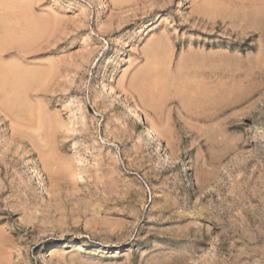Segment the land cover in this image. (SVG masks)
Returning a JSON list of instances; mask_svg holds the SVG:
<instances>
[{
	"label": "rangeland",
	"instance_id": "374dc122",
	"mask_svg": "<svg viewBox=\"0 0 264 264\" xmlns=\"http://www.w3.org/2000/svg\"><path fill=\"white\" fill-rule=\"evenodd\" d=\"M2 70L0 264H264V0H0Z\"/></svg>",
	"mask_w": 264,
	"mask_h": 264
},
{
	"label": "bare ground",
	"instance_id": "6f19581e",
	"mask_svg": "<svg viewBox=\"0 0 264 264\" xmlns=\"http://www.w3.org/2000/svg\"><path fill=\"white\" fill-rule=\"evenodd\" d=\"M5 18V17H4ZM17 30V29H16ZM126 45H127V43H126ZM125 45V46H126ZM129 48V47H128ZM4 66V65H3ZM10 72L9 71H7V72H5V71H3L2 70V72L0 73V86L2 87V88H9V84H10ZM13 81V80H12ZM99 83L101 84V85H105V81H104V78L102 77L101 79H100V81H99ZM11 97V96H10ZM10 106H11V104H10ZM11 107H13V106H11ZM10 108V107H9ZM10 110H11V108H10ZM133 113H134V115L136 116V118H137V120L138 121H140L141 122V124H143L145 127H146V129H147V135H148V132L149 133H151V134H153L154 135V137H155V139H156V141L161 145V141H160V139L157 137V135H155L156 133H155V130H154V128L152 127V126H150L149 124H148V122H146V120L144 119V117H142L141 116V114L139 113V112H136V111H133ZM150 136V135H149ZM183 176L185 177V175H184V173H183Z\"/></svg>",
	"mask_w": 264,
	"mask_h": 264
}]
</instances>
